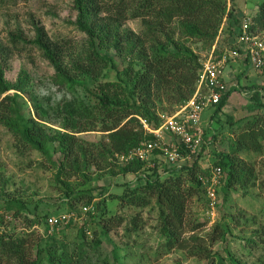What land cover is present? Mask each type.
<instances>
[{
    "label": "trees",
    "instance_id": "16d2710c",
    "mask_svg": "<svg viewBox=\"0 0 264 264\" xmlns=\"http://www.w3.org/2000/svg\"><path fill=\"white\" fill-rule=\"evenodd\" d=\"M73 3L76 25L85 33L83 42L51 39L40 26H35V38L31 40L53 67L50 82L66 96L54 103L51 96L40 95L26 69L19 72L14 82L8 81L4 76L8 53L0 44V94H4L0 100V125L11 133L16 148L39 151L55 167V185L64 205L58 206V212L60 208L69 212L76 205L93 203L95 210L100 211L97 227L89 235L87 220L76 227L77 222L71 218L67 225H56L49 232V217L61 213L40 211L42 200L32 203L7 194V180L0 165L3 228L0 264H111L99 255L93 261V255L99 252L105 238L110 241L108 232L121 225L126 216L109 215L107 201L116 202L119 208H155L159 247L164 253L180 249L189 256L209 258L208 264H225L210 247L225 238L227 225L217 223L210 232L201 235L198 230L205 223L189 214V202L195 195L206 196L201 179L209 177L215 166L222 169L223 182L218 193L222 192L225 200L237 187L254 184L253 166L234 155L241 149L263 150L264 85L250 88H259L250 97L252 104L248 108L253 114L232 141L233 154H216L212 165L200 164L204 141L199 157L181 168L164 160L165 164L159 165L162 159H158V151L149 160L126 157L141 142L155 139L145 131L142 120L158 127L161 123L158 110L171 114L195 92L202 57L192 43H200L208 52L215 46L216 53H220L223 50L216 46L219 33L227 32L236 40L242 23L239 17H234L236 1L73 0ZM135 19L141 21L139 31L123 26ZM225 19L227 26L223 27ZM250 29L264 33V0L258 3ZM98 47L113 51L119 63ZM111 70L115 71L114 76ZM234 89L223 93L214 115L226 105ZM10 90L14 92L8 93ZM52 122L60 129L49 127ZM95 130L105 132L104 138L93 141L77 135ZM210 135L216 138L214 132ZM103 170L110 176L134 177L119 184L120 193H110L107 187L93 185L102 176V173L95 176L94 172ZM97 195L102 198L94 201ZM140 218V213L132 214L124 225L128 244L136 243L142 229ZM5 222L11 224V229L4 227ZM16 222L21 224L20 231L15 230ZM132 234L135 237L129 243ZM124 257L128 258L126 254ZM113 258L112 264H123L116 253ZM230 263L245 264L233 258Z\"/></svg>",
    "mask_w": 264,
    "mask_h": 264
},
{
    "label": "rangeland",
    "instance_id": "374dc122",
    "mask_svg": "<svg viewBox=\"0 0 264 264\" xmlns=\"http://www.w3.org/2000/svg\"><path fill=\"white\" fill-rule=\"evenodd\" d=\"M236 12L234 17H239L242 22L244 19L252 21L253 15L258 9L261 0H235ZM230 3H228L229 6ZM77 11L74 8L73 0H0V44L7 51V61L4 67V76L14 82L22 69H26L34 79L35 89L40 95L51 96L55 103L61 101L66 94L63 90L53 85L49 77L54 73L53 67L31 40L35 38V26H40L51 39H73L78 42L85 40V33L80 31L76 25ZM226 19L223 27H226ZM127 28L139 31L142 28L139 19L128 20L123 25ZM260 36L264 40V33ZM218 50L231 49L236 45V40L221 32L216 38ZM238 46V45H237ZM192 47L197 51L200 58L204 57L208 51L200 43H192ZM101 53L111 55L119 63L120 59L113 51H107L98 47ZM243 63L244 60L242 61ZM229 62L225 65L223 78L229 79V72L233 70L229 67ZM122 69V64L120 65ZM237 69V68H236ZM234 71V70H233ZM246 72V75L244 74ZM249 65L247 70L241 72L237 78L239 85L233 84L234 89L227 100L226 105L220 112L214 115L215 106H206L200 119V125L206 132L204 136V147L201 154L200 164L202 167L212 165L216 154L231 153L232 141L245 127L246 121L253 114L248 106L251 105L250 88L254 83L257 86L264 85V74L258 72ZM114 76L115 71L111 70ZM232 74V73H231ZM234 79V78H233ZM228 84L229 81H228ZM264 90V89H262ZM10 90L8 93H12ZM4 94H0V100ZM68 96V95H67ZM27 100V97L24 95ZM264 101V93L261 96ZM161 115H169L163 111ZM264 113V110L261 111ZM252 113V114H251ZM49 127H60L54 122L48 124ZM214 132L216 138L212 139L210 133ZM105 132L100 130L78 133L80 137L87 140H99L104 138ZM263 150L254 152L252 150H239L234 156L247 161L254 168L256 180L253 185L247 187H237L225 200L222 192L218 193V202L215 208L210 209L205 195H197L190 199L188 212L194 218L203 221V225L198 232L204 235L210 232L217 223L227 225L228 232L224 239L216 240L211 245V251H217L225 264H231L230 259H236L245 264H264V141ZM154 156H151V158ZM158 159H162L158 157ZM159 165H164L163 159ZM0 165L7 180L6 193L20 196L27 202L35 203L42 200L40 211L47 210L53 212L58 206L64 207L61 201V192L55 185V167L36 150H21L16 148L11 133L0 125ZM102 173L98 181L93 185L108 188L110 193H120L122 187L119 184L130 181L134 175L117 174L110 176L105 171H96L94 175ZM225 179V176H224ZM108 195L106 194L105 197ZM101 196L94 201L101 199ZM0 198V213L1 209ZM109 215L114 213L123 214L126 220L117 225V228L108 232L110 241L106 238L99 246V252L93 255L96 261L98 255L103 259L107 258L111 264L115 263L113 255L116 253L123 264H208L210 259L189 256L184 250L173 249L164 253L159 247L161 238L157 234V211L155 208H119L116 202L107 201ZM84 205H76L72 211L77 222V226L87 220L88 234L97 227L99 210H95L94 204L89 206L88 211L83 210ZM139 211V212H137ZM58 212V210H57ZM65 208H60L58 213H69ZM90 212V213H89ZM140 213L142 216V229L132 243V237L128 244L127 237L124 235V225L132 214ZM57 215V214H53ZM6 221L9 217H5ZM7 223V222H5ZM1 224V223H0ZM62 224L58 227H63ZM6 225V224H5ZM7 229H11V224L7 223ZM3 226V225H2ZM21 224L15 223V230L20 231ZM42 227V226H40ZM55 227L50 229L52 232ZM1 228L0 226V231ZM43 231V228H37ZM90 237V236H89ZM127 252V253H126ZM128 258H125L124 255ZM118 263V262H117ZM97 264H102L97 262Z\"/></svg>",
    "mask_w": 264,
    "mask_h": 264
},
{
    "label": "built area",
    "instance_id": "2783aa9c",
    "mask_svg": "<svg viewBox=\"0 0 264 264\" xmlns=\"http://www.w3.org/2000/svg\"><path fill=\"white\" fill-rule=\"evenodd\" d=\"M250 24V20L242 21L234 48L216 53L213 46L201 59L195 92L184 105L169 115H160L161 123L158 127L142 120L145 131L153 134L155 139L141 142L126 159L136 157L149 160L151 156H155V151H158L157 157L181 168L187 161L199 157L204 140V130L200 125L201 113L206 106L219 103L223 93L233 87L223 78L225 65L230 60L242 56L248 60L252 69L264 74V40L259 33L250 29ZM201 180L205 185L209 208L213 209L217 205L218 190L223 182L221 167H213L210 176ZM88 209L89 206L83 207L84 211ZM71 218H75L73 212L51 216L48 225L51 229L56 225L68 223Z\"/></svg>",
    "mask_w": 264,
    "mask_h": 264
},
{
    "label": "crops",
    "instance_id": "0c3cea01",
    "mask_svg": "<svg viewBox=\"0 0 264 264\" xmlns=\"http://www.w3.org/2000/svg\"><path fill=\"white\" fill-rule=\"evenodd\" d=\"M244 60V62L245 63H243L242 61ZM229 67H231L233 70H231L230 72H229V79H226V81H227V83H228V81H229V85H233V84H237V85H239V83H238V80H237V78H239L240 77V75H241V72L242 71H244V70H247V66L249 65L250 66V64H249V62H248V60H246L245 58H243L242 56H240L239 58H237V59H232V60H230L229 61ZM237 68V69H236ZM257 74H259L257 71H255ZM232 73V74H231ZM245 75H246V72L244 73ZM234 78V79H233ZM257 84H260L259 82H256ZM256 83H254L255 85H257ZM262 86V85H261ZM234 87V86H233ZM257 87H259V86H257ZM259 88H257V89H253V90H251L250 91V97H251V95H252V93H253V91H255V90H258ZM261 94L263 95V93H264V90H262L261 89Z\"/></svg>",
    "mask_w": 264,
    "mask_h": 264
}]
</instances>
